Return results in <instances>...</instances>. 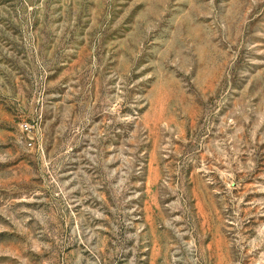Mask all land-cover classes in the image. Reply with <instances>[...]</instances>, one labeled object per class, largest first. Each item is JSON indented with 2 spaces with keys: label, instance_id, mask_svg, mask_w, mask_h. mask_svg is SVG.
<instances>
[{
  "label": "rangeland",
  "instance_id": "1",
  "mask_svg": "<svg viewBox=\"0 0 264 264\" xmlns=\"http://www.w3.org/2000/svg\"><path fill=\"white\" fill-rule=\"evenodd\" d=\"M0 264H264V0H0Z\"/></svg>",
  "mask_w": 264,
  "mask_h": 264
}]
</instances>
